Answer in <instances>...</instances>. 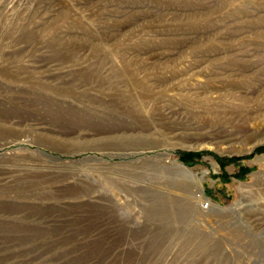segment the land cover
I'll return each instance as SVG.
<instances>
[{
    "label": "rangeland",
    "instance_id": "1",
    "mask_svg": "<svg viewBox=\"0 0 264 264\" xmlns=\"http://www.w3.org/2000/svg\"><path fill=\"white\" fill-rule=\"evenodd\" d=\"M0 264H264V0H0Z\"/></svg>",
    "mask_w": 264,
    "mask_h": 264
},
{
    "label": "trees",
    "instance_id": "2",
    "mask_svg": "<svg viewBox=\"0 0 264 264\" xmlns=\"http://www.w3.org/2000/svg\"><path fill=\"white\" fill-rule=\"evenodd\" d=\"M182 158H183V157H182ZM220 165H222V163H220ZM151 218H152V217L149 216V219H148V220L145 219V220L148 222L149 220L151 221ZM151 222H152V221H151Z\"/></svg>",
    "mask_w": 264,
    "mask_h": 264
}]
</instances>
